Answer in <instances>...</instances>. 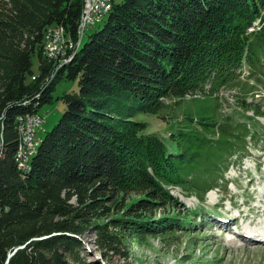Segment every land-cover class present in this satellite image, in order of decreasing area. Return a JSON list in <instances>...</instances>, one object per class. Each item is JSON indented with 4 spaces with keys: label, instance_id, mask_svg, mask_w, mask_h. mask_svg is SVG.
I'll return each instance as SVG.
<instances>
[{
    "label": "trees",
    "instance_id": "obj_1",
    "mask_svg": "<svg viewBox=\"0 0 264 264\" xmlns=\"http://www.w3.org/2000/svg\"><path fill=\"white\" fill-rule=\"evenodd\" d=\"M83 2L0 0V264L21 246L7 264H85L75 237L83 225L93 227L96 245L106 251L117 248L122 234L163 241L182 234L194 213L179 214L167 188L201 196L216 188L223 180L216 161L223 151L233 157L237 137L171 134L177 149L171 153L124 110L157 115L165 99L207 85L213 96L234 84L243 60L250 72L263 68L264 26L253 34L247 29L264 0H121L57 68L43 56L45 33L61 26L74 37ZM62 78L77 80L78 93L63 95L65 110L22 172L16 119L51 103ZM198 122L206 132L213 127ZM132 195L139 199L127 204ZM159 209L178 214L156 218Z\"/></svg>",
    "mask_w": 264,
    "mask_h": 264
},
{
    "label": "rangeland",
    "instance_id": "obj_2",
    "mask_svg": "<svg viewBox=\"0 0 264 264\" xmlns=\"http://www.w3.org/2000/svg\"><path fill=\"white\" fill-rule=\"evenodd\" d=\"M119 1L121 0L116 3ZM263 17L264 9L249 28L254 24L256 27L264 26ZM101 23L87 30L84 36H80L78 48L88 41V36ZM50 29L45 33L46 39L52 33ZM248 29L247 34L255 33ZM44 41L46 47L42 48V53L47 62H51L47 59V53L51 55V45L49 40ZM60 49L58 46L55 51ZM32 64V70L37 74L36 56L32 57ZM262 67L261 71L257 69L250 72L243 60L237 71L239 78L234 84L221 88L213 96L206 95L210 87L207 85L204 87V94V91L195 92L179 100L165 99L163 101L166 107L157 115L139 113L132 109L124 110L125 114H132L133 121L144 124L145 135L157 136L171 153H176L177 149L170 135L174 134L176 138L191 130L212 141L237 137V145L229 151L234 154L233 157L228 158V151H223L216 161L214 168L223 175V180L216 188L202 196L188 193L178 187L167 188L178 202L179 214L188 211L194 213V221L182 234H176L166 241L153 236L134 240L122 234L117 248L106 251L96 245L93 227L83 225V234L75 237L85 247V252L81 254L85 264H264V243L242 241L233 232H228L220 226L223 223L218 218L231 219L229 227L237 223L239 230L241 218L243 221L252 220L257 225L264 224V60ZM77 83V80L62 78L55 84L51 103L44 104L38 110V114L43 118L38 131L39 139H43L55 126L65 110L63 95L78 93ZM200 118L213 124L210 131L204 130L198 122ZM221 129L223 133L220 132ZM199 175H202L200 171ZM137 199L138 195H132L127 204ZM238 212L239 220L236 218ZM163 214L176 216L178 213L159 209L155 212V217H162ZM242 225L244 226V222ZM112 231L123 233L117 229Z\"/></svg>",
    "mask_w": 264,
    "mask_h": 264
},
{
    "label": "built area",
    "instance_id": "obj_3",
    "mask_svg": "<svg viewBox=\"0 0 264 264\" xmlns=\"http://www.w3.org/2000/svg\"><path fill=\"white\" fill-rule=\"evenodd\" d=\"M117 0H84L82 7V16L79 17L77 30L75 36L61 35V26L57 31H52L50 38L51 42V59L59 60V63L64 62L68 54L73 52L79 37L84 36L87 30L94 28L100 23L104 12L107 8L113 7ZM260 29L255 26V29L250 32H255ZM57 36H64V49L62 51H55V43ZM39 72L37 73V76ZM37 76H32L35 78ZM43 118L38 113H31L30 120L27 125H20V119L16 121L17 132H21V156H17L16 165L18 170L27 167L31 146L34 145L36 136L41 128Z\"/></svg>",
    "mask_w": 264,
    "mask_h": 264
},
{
    "label": "bare ground",
    "instance_id": "obj_4",
    "mask_svg": "<svg viewBox=\"0 0 264 264\" xmlns=\"http://www.w3.org/2000/svg\"><path fill=\"white\" fill-rule=\"evenodd\" d=\"M111 9V7H109V8H107V10H106V12H104V14L103 15H105L106 13H108V11ZM81 16H82V14H81ZM104 17V16H103ZM254 27H255V24L253 25V27H251V28H249L248 30L249 31H252V30H254ZM52 29V30H51ZM50 30L51 31H57L59 28H51ZM50 32V31H49ZM50 35H52V33H50L49 35H48V38L46 39L45 38V40H49V45H51V42H50V38H51V36ZM61 35H65L64 34V32H63V29H61ZM47 37V36H46ZM82 38V37H81ZM80 41H81V39H80V37H79V40H78V42H77V44H76V46L73 48V52L71 53V54H69V56L65 59V61L64 62H61V63H59V60H55V59H51V55L50 54H48L47 52V59L48 60H50L51 62H53V63H57L58 64V66H57V68L58 67H60L61 65L63 66V64H66L67 62H69V60L72 58L71 56H73V53L77 50V48L79 47V44H80ZM61 47V49L59 50V51H62L63 49H64V36H57L56 37V43H55V48H57V47ZM43 47L45 48L46 47V41H44V43H43ZM51 48V47H50ZM49 48V49H50ZM46 50V49H45ZM49 51V50H48ZM46 55V54H45ZM45 57V56H44ZM54 76V74H52V77ZM32 80H34V78H32ZM47 80V79H46ZM18 119H20V125H27V123H29V120H30V114L28 113V115H25V116H20V117H18L17 119H16V121L18 120ZM16 126H17V124H16ZM2 140L0 139V151H1V146H2ZM40 143H41V139H39V137H38V134H37V136H36V140H35V143H34V145L33 146H31V152H30V156H29V161H28V163H27V167H25L24 169H23V171H29L30 170V160H31V158L34 156V154L36 153V150H37V148L39 147V145H40ZM17 156H21V132H18V146H17V151H16V154H15V162H16V160H17ZM21 171V170H20ZM263 212H264V209H263ZM219 219H220V222H222L223 224H221L220 226H222L225 230H230V228L231 227H229V225L231 224V219H229V220H223V219H221V217H218ZM232 220H236V218H232ZM233 221V222H234ZM243 223V222H242ZM242 223H240V227L241 228H243V229H241V230H243V233H246V234H249V233H254L255 232V234L256 233H258L257 231H254V230H245V229H256L257 227L254 225V227H252V228H244V226L242 225ZM262 234L264 235V232H262ZM237 237L238 238H240L242 241H244V242H249V243H251V242H255V243H264V237L263 238H260L261 240H257V239H259V238H257V237H253V238H248V237H246L245 235H238L237 234Z\"/></svg>",
    "mask_w": 264,
    "mask_h": 264
},
{
    "label": "water",
    "instance_id": "obj_5",
    "mask_svg": "<svg viewBox=\"0 0 264 264\" xmlns=\"http://www.w3.org/2000/svg\"><path fill=\"white\" fill-rule=\"evenodd\" d=\"M23 248H24V246L18 247V248L15 249L11 254H9L5 264H7L9 258H10V257H11V256L17 251V250H20V249H23Z\"/></svg>",
    "mask_w": 264,
    "mask_h": 264
}]
</instances>
